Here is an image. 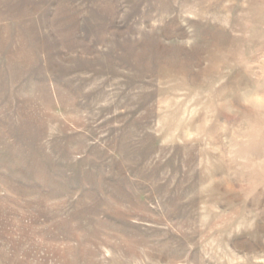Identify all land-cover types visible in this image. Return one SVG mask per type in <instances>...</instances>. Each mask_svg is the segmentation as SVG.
Segmentation results:
<instances>
[{"label": "rangeland", "instance_id": "1", "mask_svg": "<svg viewBox=\"0 0 264 264\" xmlns=\"http://www.w3.org/2000/svg\"><path fill=\"white\" fill-rule=\"evenodd\" d=\"M0 264H264V0H0Z\"/></svg>", "mask_w": 264, "mask_h": 264}]
</instances>
